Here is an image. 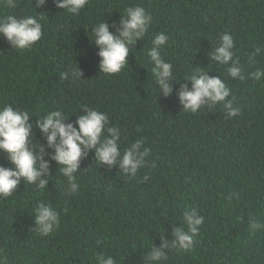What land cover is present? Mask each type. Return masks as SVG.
<instances>
[{"label": "trees", "instance_id": "1", "mask_svg": "<svg viewBox=\"0 0 264 264\" xmlns=\"http://www.w3.org/2000/svg\"><path fill=\"white\" fill-rule=\"evenodd\" d=\"M136 5L152 17L145 37L131 46L120 73H100L91 29L106 20L115 32L125 9ZM8 15L43 16V36L32 49L19 51L0 33V106L37 117L60 110L74 126L84 107L98 109L109 126L119 128L121 152L140 140L150 154L133 177L119 164H98L95 149L88 151L76 174L80 188L69 193L51 159L54 148L34 127L30 146L39 142L47 153V188L21 182L0 199V256L6 264H95L100 254L116 264H146L151 245L171 244L175 228L187 230L183 213L189 208L204 218L194 246L163 248L168 258L161 264H264V228L250 226L264 224V79L248 75L264 69V0H89L78 15L58 8L56 0L41 7L36 0H14V7L0 0V19ZM160 32L169 36L161 54L177 80L168 97L159 93L147 55ZM224 33L234 38L243 81L209 56ZM257 47L261 52L250 64ZM71 67L79 68L81 79L62 80ZM193 67L220 76L241 114L228 118L222 104L183 112L178 92L182 83L191 89L184 79ZM0 166L11 167L2 152ZM40 203L60 214L54 234L35 231Z\"/></svg>", "mask_w": 264, "mask_h": 264}, {"label": "clouds", "instance_id": "2", "mask_svg": "<svg viewBox=\"0 0 264 264\" xmlns=\"http://www.w3.org/2000/svg\"><path fill=\"white\" fill-rule=\"evenodd\" d=\"M4 2L8 7H14V0H4ZM45 2L46 0H36V6L41 7ZM88 3L89 0H56L58 8L75 15H78ZM42 19H44L43 16L26 15L17 18L8 15L0 19V33L11 42L13 49L30 50L42 39L43 26L40 22ZM151 21V14L143 7L136 5L125 9L115 32L109 31L110 26L106 20L98 22L91 29L90 42L99 49L98 56L101 58L100 73L118 74L128 65L127 57L132 51L131 46L137 40H143ZM168 40L167 34L157 33L147 52L152 65L151 73L154 83L159 93L165 97L173 94L172 82L176 80L172 64L167 62L161 54ZM219 41L218 46L212 48L209 53L211 60L219 65H227L228 75L243 81L244 69L239 59L234 58L233 36L224 33L219 37ZM260 52L261 48L257 47L249 56L250 64L256 63L255 56ZM248 75L250 79L260 81L264 79V69H257ZM81 76L82 73L78 67H71L69 71L61 73L62 80L75 81L81 79ZM184 80L190 82L192 87L189 89L187 83H182L178 92L183 112L196 114L203 108L222 104L228 118L241 114L240 107H234V100L228 99L231 90L220 76L210 77L207 71L196 67L186 75ZM33 116L35 115L29 111L13 107L11 104L0 106V152L5 154L11 165L7 168L0 166V199L7 198L16 192L21 182L35 185L40 190L47 188L48 181L44 177L48 174L49 163L43 158L47 153L39 142L30 146L31 139L35 135L34 127H38L45 136L48 146L54 148L51 159L56 162L59 173L67 180L66 192L76 193L80 188L76 175L80 160L93 149H95V160L98 164L104 163L109 166L119 164L121 172L133 177L139 169L147 166L146 157L149 156L150 150L144 147L142 141L137 140L121 152L119 128L109 126L108 115L98 109L84 107L82 113L77 115L76 126L65 123L67 117L60 110L35 116L36 121L30 123V117ZM148 178L145 176L144 180ZM34 216L37 225L35 231L40 236L54 234L59 228L60 214L51 204L37 205ZM183 218L187 230L183 226L175 228L172 233L174 240L171 244L165 240L161 248L151 245V251L143 257L146 264H161L162 261L167 260L168 253H165L163 248H169L170 251L172 249L192 250L194 238L199 233L204 218L192 208L184 211ZM250 226L253 229L264 228V224L257 221H253ZM0 264H6V257L0 256ZM95 264H116V261L110 255L100 254L95 257Z\"/></svg>", "mask_w": 264, "mask_h": 264}]
</instances>
